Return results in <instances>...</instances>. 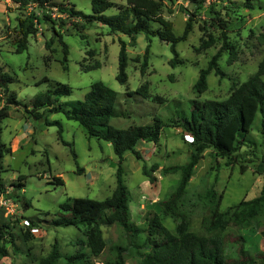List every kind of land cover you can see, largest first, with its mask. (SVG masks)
I'll use <instances>...</instances> for the list:
<instances>
[{"label": "rangeland", "instance_id": "374dc122", "mask_svg": "<svg viewBox=\"0 0 264 264\" xmlns=\"http://www.w3.org/2000/svg\"><path fill=\"white\" fill-rule=\"evenodd\" d=\"M52 1L73 4L75 9L84 14L92 12L90 0ZM110 1L116 6L125 4V0ZM160 1L161 14L172 22L174 34L181 35L194 4L189 0ZM202 1V9L197 13L198 22L193 24L187 40L176 45L178 64L171 67L173 55L169 44L153 37L149 62L141 76L139 69L147 40L140 34L135 46L127 48V83L121 85L116 80L118 39L129 42V38L110 33L104 25L94 24L82 31L85 36L82 40L74 29L75 20L58 13L54 8L41 9L35 5L22 7L11 0H0V66L13 78V82L8 85L9 91L16 93L22 103H29L34 95L46 91L50 83L58 82L72 89V93L61 101H76L83 98L93 82L101 81L117 93L118 111L125 113L110 122L118 129L151 124L154 118L163 122L175 119L179 112H189L191 100H224L236 84L246 81L256 72L264 54V45L257 41V36L264 34V0H251L254 4L251 11L236 9L230 2L241 3L245 0ZM116 12V7H112L105 14L113 15ZM214 13H218L224 21L243 18L245 27L239 33L228 34L238 55L231 65L226 62V53L219 58L218 64L225 77L219 79L210 73L207 76V90L197 94L193 85L199 71L206 68L207 62L222 44L220 30L210 26L208 33L214 35L215 45L207 50H197L202 36L198 24L202 25L204 21L214 18ZM43 14L57 21L55 30L53 25L44 21ZM20 20L33 22L37 33L28 37L24 52L15 53L13 40L17 37ZM56 33L62 35L68 47L65 62L67 70L61 66L62 47L55 37ZM51 38L53 44L47 50L44 44ZM97 65L99 68L89 70ZM44 78L50 83L42 81ZM145 82L148 83L149 98L144 99L138 94L127 95V92L136 91ZM2 94L0 90V107L6 100ZM157 96L165 102L159 103L155 98ZM10 107L9 117L1 122V140L11 152L4 156L0 174L5 189V193L0 194V201L5 203L0 204V225L6 223L10 226L18 250L6 244L8 256L2 257L0 264H38L39 259L48 255L54 245L61 254L56 264H70L67 258L77 252L85 253L86 258L71 264H103L113 257L114 248L119 245L126 247V264H137L133 253L135 245L142 242V234L136 238L132 232L146 227L148 221L158 213V201L178 183L180 172L166 174L164 169L188 161L192 151L190 139L174 126L165 127L157 144L141 142L138 145L141 159H136L130 152L124 155L121 166L123 179L132 196L131 227L124 229L118 224L102 226L106 247L100 256L92 257L89 249L81 244L85 240L81 230L75 227H48L44 222L50 220L59 205L69 197L103 200L111 195L118 165L112 146L109 142L88 137L77 122L67 120L63 114H51L48 119L61 123L62 139L69 146L63 145L57 137L56 126H46L42 121H35L25 115L22 108ZM257 125L256 119L248 138V143L253 144L243 147L236 155L237 161L246 166L244 173L240 172L238 165L233 168L227 166V160L215 156L210 149L203 152L184 195V207L191 211L190 223L195 232H199L202 214L195 198L197 193L211 186L223 192L222 211L243 199L249 200L260 194L262 176L255 172V165L264 151V137L255 128ZM70 148L76 158H73ZM144 171L149 176H145ZM20 176L24 179H19ZM58 179L63 181L62 185L57 184ZM17 181L24 184L21 189L13 187ZM21 197L30 201V208H27L24 200H20ZM28 217L43 221L39 225L41 228L30 229V234L24 224ZM163 224L169 230L175 226L170 218ZM230 230L236 232L233 228ZM261 249H264L263 243Z\"/></svg>", "mask_w": 264, "mask_h": 264}, {"label": "trees", "instance_id": "16d2710c", "mask_svg": "<svg viewBox=\"0 0 264 264\" xmlns=\"http://www.w3.org/2000/svg\"><path fill=\"white\" fill-rule=\"evenodd\" d=\"M11 1L22 7L35 5L41 9H56L58 13L75 20L74 29L82 40L85 39L82 31L94 24L104 25L108 27L110 33H119L129 38V42L118 39L116 80L121 85L127 83L126 68L129 60L127 48L135 46L137 36L140 34L147 40L139 69L141 76L144 75L149 62L150 42L153 37H158L160 41L169 44L173 55L170 65L175 67L178 64L176 45L187 40L192 32L193 24L198 22L197 13L202 9L203 3L202 0H189L194 4V9L189 12L182 34L177 36L173 32L172 22L161 14L160 0H125V4L119 6L110 0H90L91 14H84L75 9L73 4L57 3L52 0ZM230 2L236 9L243 8L248 11L254 9L251 0L241 3ZM112 7H116L117 12L106 15L105 12ZM213 15L215 17L208 19L209 21H204L202 25L198 24L202 36L197 50H207L215 45L214 35L208 33L210 26L220 30L222 44L211 56L206 68L199 71L198 79L193 85V90L197 94L207 90V76L210 73L219 79L225 77V73L218 64L219 58L226 53L228 55L226 62L231 65L238 55L228 34L239 33L245 27L243 18L224 21L218 13ZM43 18L45 22L53 25V30H55L54 26H58L57 21L50 16L43 14ZM36 33L37 29L33 22L20 20L17 37L13 40L15 53L24 52L27 49L28 37ZM55 37L62 47L61 66L63 70H67L65 65L68 56L67 44L60 33H56ZM257 41L260 45H264V34L258 35ZM52 44L53 38L46 41L44 46L49 50ZM135 60L138 61V59ZM97 68H99L98 65L89 70ZM263 76L264 54L257 65L256 72L246 81L236 84L226 99L191 100L189 112H179L175 119L163 122L154 118L151 124L131 125L125 129H118L110 122L125 113L118 111L117 93L103 82H93L81 100L62 102V98L72 93L71 87L58 82L50 83L47 78H44L42 81H48L50 87L34 95L29 103H22L17 99L16 93L9 91L8 85L13 82V78L0 66V90L6 97L4 105L0 107V174L3 171V158L11 152L10 148H5L1 140V122L9 117L10 106L22 108L25 115L35 121H42L46 126H56L57 137L63 145L69 146L62 139L61 123L48 119L51 114H63L67 120L77 122L88 137L109 142L118 162L115 188L111 195L103 200L69 197L59 205L58 210L51 215V219L44 222L48 227H75L81 230L85 237L81 243L82 246L89 249L92 257H98L106 247L102 226L118 224L124 229L131 227L132 196L123 179L124 172L121 166L124 155L130 152L136 159H141V154L137 150L138 145L141 142L157 144L163 129L174 126L181 133L191 136L189 144L192 151L185 164L164 169L166 174L180 172L178 183L158 201V213L148 221L146 227L132 232L136 238L138 234H142L141 237L139 235L142 242L135 245L133 253L137 264H264V249H261V243L264 244V151L255 165V172L262 176V187L258 196L249 200L243 199L222 211L220 207L224 198L223 192H218L214 186H211L197 193L195 198L202 209L199 232L192 230L191 211L184 207L187 184L205 150L210 149L215 156L225 158L227 166L233 168L238 165L240 172H245L246 166L237 161L236 155L243 147L253 144L248 143V138L254 129L256 119L258 125L255 128L264 137ZM134 94L144 99L149 98L148 83H143L134 92H127L128 96ZM155 98L159 103L165 102L161 97ZM70 151L73 158H76L72 148ZM144 174L149 176L146 171ZM19 179L24 177L20 176ZM150 180L153 181V178ZM17 182L13 187L21 189L24 184ZM57 182L59 185L63 184L61 179ZM4 193L5 189L0 181V194ZM20 200H24L27 208L31 207L29 200L22 197ZM168 218L175 223L173 230H169L163 224ZM26 221L28 233L30 229L41 228L39 225L43 222L37 217H28ZM232 228L236 232L230 230ZM6 244L16 246L15 235L10 232V226L3 223L0 225V260L8 256ZM15 250L17 251L18 248L15 247ZM126 252V247L123 245L115 247L113 257L105 260L103 264H126L124 255ZM60 258L61 254L54 245L48 255L39 259L38 264H56ZM85 258V253L77 252L66 261L71 264Z\"/></svg>", "mask_w": 264, "mask_h": 264}, {"label": "built area", "instance_id": "2783aa9c", "mask_svg": "<svg viewBox=\"0 0 264 264\" xmlns=\"http://www.w3.org/2000/svg\"><path fill=\"white\" fill-rule=\"evenodd\" d=\"M185 137H188V138L190 139L189 141H191V139H192L191 136H189V135H186ZM0 204L3 205V204H5V203H4L3 200H1V201H0ZM24 224L27 226V225H28V222L25 220V221H24ZM36 231H37V230H36Z\"/></svg>", "mask_w": 264, "mask_h": 264}, {"label": "clouds", "instance_id": "9594fccd", "mask_svg": "<svg viewBox=\"0 0 264 264\" xmlns=\"http://www.w3.org/2000/svg\"><path fill=\"white\" fill-rule=\"evenodd\" d=\"M190 142V141H189Z\"/></svg>", "mask_w": 264, "mask_h": 264}]
</instances>
